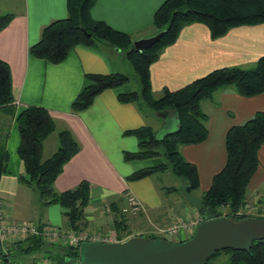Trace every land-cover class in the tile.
<instances>
[{"label":"crops","instance_id":"obj_1","mask_svg":"<svg viewBox=\"0 0 264 264\" xmlns=\"http://www.w3.org/2000/svg\"><path fill=\"white\" fill-rule=\"evenodd\" d=\"M162 1L94 0L90 15L135 39L156 32L152 17ZM7 12L12 17L0 29V59L9 67L12 99L17 101L13 103L14 110L17 112L28 105L42 106L54 118V130L43 141V157L56 150L59 130L71 132L79 149L64 163L53 186L56 191H65L86 181L89 199L83 210L84 218L75 227L66 220L62 206L40 203L36 191L18 178L23 166L17 154L19 135L15 117L0 108L6 149L0 175V199L5 203V211L15 219L70 226L75 230L79 227L105 229L113 224V213L101 217L97 216V209L105 201L121 207L124 192L129 190L147 205L153 221H160V217H165L162 202L158 199L153 202L148 195L142 196L126 179L134 170L155 165L157 157L125 160L123 152L138 147L137 138L126 133L127 130L149 125L156 131L163 123V116L148 110L137 100L120 101L119 93L138 89L127 84L105 88L87 107L71 110L73 99L88 83L85 74L121 72L119 69L125 66L122 53L107 44L94 47L78 43L62 61L48 62L30 54L28 48L37 41L45 24L66 15V0H0V15ZM261 55H264L262 23L233 26L216 37L210 36L204 24L188 23L150 64L152 94L158 97L164 88L177 89L214 68L249 67ZM201 108L207 114V137L200 143L182 144L179 148L184 159L196 166L200 192L208 188L214 173L225 163L227 129L244 122L255 111L264 110V92L244 96L231 87L220 88L201 101ZM257 156L259 163L248 182L246 201H250L255 193L264 200L261 196L264 193V143L258 148ZM33 198H36L34 203ZM64 247L59 241L44 242L40 251L21 252L14 257H32L30 264H50L53 262L50 257L61 255Z\"/></svg>","mask_w":264,"mask_h":264},{"label":"trees","instance_id":"obj_2","mask_svg":"<svg viewBox=\"0 0 264 264\" xmlns=\"http://www.w3.org/2000/svg\"><path fill=\"white\" fill-rule=\"evenodd\" d=\"M93 2L94 0H66V15L51 20L41 28L39 38L28 48L29 53L48 62L58 63L78 43L94 47L107 44L118 49L131 65L139 83L138 89L121 92L118 99L122 102L137 100L148 110L157 113L162 110L177 111L179 118L177 131L160 140L155 138V131L149 125L126 131L137 138L138 147L134 151H124L125 160L164 157V161L133 171L126 179H140L169 169L188 183V191L196 189V166L184 159L179 148L182 144L200 143L207 137V114L201 108V101L224 87H231L244 96L264 92V55L246 68H214L177 89L164 88L158 97L152 94L149 66L188 23L204 24L211 37L222 35L237 25L264 24V0H163L152 17L155 30H162V33L156 42L142 51L132 46L133 39L129 33L113 28L104 20L92 18L90 9ZM11 17L12 14L8 12L0 15V29ZM85 75L88 83L73 99L72 111L87 107L103 89L120 86L128 81V76L122 72ZM13 103L9 67L0 59V108L4 113L14 115L19 135L17 154L23 170L18 178L36 191L43 206L54 203L62 206L66 220L75 227L89 199L88 182L81 181L75 188L65 191H56L53 183L64 163L78 151V143L69 130L61 129L57 132L56 150L43 157V141L54 130V118L46 108L36 105H28L15 112ZM3 127H0V175L6 160ZM262 143L264 110L255 111L244 122L227 129L224 142L225 163L214 173L210 185L201 193L202 208H210L215 213L218 205L227 203L235 211L246 203L247 185L258 166L257 152ZM111 206L114 212L120 210L117 203L113 202ZM202 208L198 210L202 211ZM119 210L113 219V225L118 236L120 235L118 239H124L127 235L122 236L121 229L127 230L128 227H125L124 219L118 216ZM242 217L244 216L231 218L237 220ZM43 224L38 223L35 233L24 239H17L6 250L0 247V264L1 261L11 264L10 257L21 252L40 251V246L44 243L41 235ZM146 236L157 237L152 234ZM79 245L80 243L75 246L66 244L61 255L50 259L55 264H79ZM222 253L225 259L221 264H264V237L253 240L248 250L219 249L207 258L205 264H216Z\"/></svg>","mask_w":264,"mask_h":264},{"label":"water","instance_id":"obj_3","mask_svg":"<svg viewBox=\"0 0 264 264\" xmlns=\"http://www.w3.org/2000/svg\"><path fill=\"white\" fill-rule=\"evenodd\" d=\"M162 30L132 40V46L142 51L156 42ZM163 123L154 132L157 140L177 131V111L158 112ZM188 183H182L183 197L196 208H202V199L188 192ZM204 218L194 233L184 240L168 241L163 237L131 235L119 241H81L79 264H205L207 258L219 249L248 250L255 239L264 237V217L244 216L232 219L218 216L210 208H203Z\"/></svg>","mask_w":264,"mask_h":264},{"label":"rangeland","instance_id":"obj_4","mask_svg":"<svg viewBox=\"0 0 264 264\" xmlns=\"http://www.w3.org/2000/svg\"><path fill=\"white\" fill-rule=\"evenodd\" d=\"M153 34V33H152ZM151 35V34H149ZM123 60L125 61V66L121 67L119 70L126 74L128 76V81L124 84H127L128 86L134 88H139V83H138V79L136 74L134 73V71L131 68V65L129 64V62L123 57ZM126 68V69H125ZM126 70V71H125ZM3 124L0 125V127ZM5 127H3L2 129H4ZM146 159H150V158H146ZM153 159V157H152ZM157 161H164V157L160 156L156 158ZM153 160V161H156ZM145 164V163H144ZM142 164H140L139 166H141ZM149 166H145V167H150ZM144 168V167H141ZM139 168V169H141ZM138 170V169H137ZM136 171V170H134ZM133 172V171H132ZM131 172V173H132ZM130 182H132L131 184L133 185L134 189H138V193L141 194L144 197H147V195L151 198V200L154 202V199H158L159 202H162L163 205V211L162 213L165 215V217H160V221H153L154 217L152 214L148 213V209H147V205L141 201L142 206L144 207L143 211L140 212H136L133 213L130 210H126L125 208V195L127 193H131L133 194L131 191L127 190L124 192V202L122 203L121 207L119 210V214L118 215L120 218H123L125 221V227H128L127 230H122L120 234L123 235H127V236H131V235H141L144 237H150V238H155V237H151V236H146L149 234L152 235H156L157 237H163L165 239H167L168 241H179V240H184L186 238H188L189 236H191L194 231L195 228L197 226V224L204 218V212H203V208L202 211H199L198 209L201 208H196L193 205H191L189 202H187V200L183 197L182 193H181V185L182 183H184L185 181L181 178H179L178 176H176L173 172H171L169 169L161 172V171H157L155 173H152L149 176H145L143 178L140 179H135V180H129ZM206 190V189H205ZM189 193H191L192 195L200 198L201 193L203 191L200 192V190H198V187L196 189H191L190 191H188ZM259 193H255L254 195H252L253 197L250 199V201H253V198H256V201H261L260 202V208L257 210H250V208H246L243 209L242 206H240L238 209H240V211L242 212V216L245 215H252V216H258V217H264V200H261L258 196H260ZM262 197L264 196L261 195ZM264 198V197H263ZM36 200V198H33V203ZM247 200V199H246ZM250 202V203H251ZM113 203V202H111ZM111 203L109 202H103L101 203L100 207L97 209V216H101L104 217L107 214L113 213L111 215H113V219L114 217H116V213H118V210L116 212L113 211ZM254 203V202H252ZM4 206L5 203L3 202ZM123 206V207H122ZM149 207H152L150 205H148ZM244 206V205H243ZM125 208V209H122ZM153 209V208H151ZM235 211L230 209V206L226 203L224 204H220L217 206L216 208V215L218 216H227V217H236V216H240L237 213V210ZM251 211V212H249ZM8 215V219L14 220L16 222H29L32 223L34 222L35 227L38 226V223L30 220V219H15L13 218L10 213H6ZM141 215V216H139ZM83 215L81 218H79V220L77 221V225L82 221L83 219ZM7 220V219H6ZM35 220V219H34ZM191 221H196V225L194 226V224H190ZM180 223H182L183 225L186 224V226H190L185 228L186 226H180L178 229V231L175 234L172 235H168L165 232V229L168 228L170 225H179ZM52 226L53 228H57L60 231L64 232V231H72L75 232L78 236V240L81 238V240H85V241H91V242H112V241H119L122 239H118V232H116L115 230V226L112 224H110V226L106 227L105 229H101V227H94L90 230H87L86 228H82L79 227L80 229L75 230L74 227H69L65 228L63 226L60 225H54L51 223H44L42 225L43 226ZM142 230V231H140ZM95 231V232H93ZM136 231L137 233L134 234ZM93 232V233H91ZM139 232V233H138ZM30 233H26L25 237L26 238ZM131 234V235H130ZM126 236V237H127ZM98 237V238H97ZM125 237V238H126ZM17 234H11L9 236V239L6 241V245L9 246L11 243H13L14 241H17ZM80 240V241H81ZM43 241L45 243H52L58 241V240H45L43 239ZM79 241V242H80ZM60 243H63V245L65 246L66 244L68 245L69 243L67 241H59ZM74 242V241H73ZM77 242L75 241L74 246L77 244ZM78 242V243H79ZM32 257H21V256H17V257H10L11 264H30L29 260ZM59 258V257H57ZM225 259V255L224 253L221 254L220 257L217 258L216 260V264H221L224 263ZM51 260V259H50ZM55 264V261H51L50 264ZM1 264H5L3 261H1Z\"/></svg>","mask_w":264,"mask_h":264},{"label":"built area","instance_id":"obj_5","mask_svg":"<svg viewBox=\"0 0 264 264\" xmlns=\"http://www.w3.org/2000/svg\"><path fill=\"white\" fill-rule=\"evenodd\" d=\"M14 103H17V101H14ZM250 202L251 201H246L244 206L242 205V208L243 209L250 208V210H257L260 208V201H256V198H253L252 202L254 203L252 202L250 203ZM125 208L126 210H130L133 213H136V212L138 213L144 210V207L142 206L141 201L134 194H131V193H127L125 195ZM125 208H122V209H125ZM237 213L239 215L242 214L240 209L237 210ZM7 217L8 215L6 214V211L4 210L3 201L0 199V247L3 250L7 249L8 246L6 245V241L9 239V236L11 234H17V238L22 239L23 237H25L27 232L30 234H33L36 232V227L33 223L16 222L14 220L8 219ZM196 223H197L196 221L190 222V224H194V226L196 225ZM180 226H186V224L183 225L182 223H180L179 225H170L168 228L165 229V232L168 235L175 234L179 230L178 228ZM187 227H190V226H186L185 228ZM41 235L43 239L48 240V241L49 240H58V241L65 240L68 243L75 244V241L77 242L78 240V236L75 232H72V231L70 232L68 230L62 232L59 229L53 228L52 226H49V225L43 226L41 228ZM80 240L81 238L79 239V241Z\"/></svg>","mask_w":264,"mask_h":264},{"label":"clouds","instance_id":"obj_6","mask_svg":"<svg viewBox=\"0 0 264 264\" xmlns=\"http://www.w3.org/2000/svg\"><path fill=\"white\" fill-rule=\"evenodd\" d=\"M246 216H248V215H246ZM80 243V242H79Z\"/></svg>","mask_w":264,"mask_h":264}]
</instances>
